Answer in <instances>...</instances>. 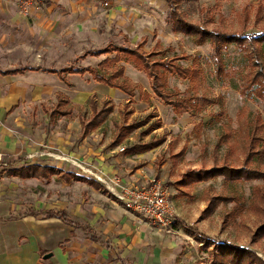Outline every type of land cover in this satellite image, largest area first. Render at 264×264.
Wrapping results in <instances>:
<instances>
[{"label":"rangeland","instance_id":"obj_1","mask_svg":"<svg viewBox=\"0 0 264 264\" xmlns=\"http://www.w3.org/2000/svg\"><path fill=\"white\" fill-rule=\"evenodd\" d=\"M24 1L31 2L28 13L22 10ZM104 1L19 0L16 13L30 26L29 35L23 38L30 48L28 52H21L17 45L9 46L14 49L11 54L14 66L17 67L18 62L42 71H61L65 68L81 71L87 67L95 68L109 57H92L89 53L104 50L110 45L134 48L143 44L142 49L149 54L159 44L161 49H172L168 52L170 58L186 57V60H180L179 63L193 66L199 71V78L195 80L169 75V91L183 97L198 94L213 99L222 96L225 100L226 118L220 122L212 120L213 115L219 111L217 104L209 106L199 115L176 113L171 106L164 104L153 94L148 77L143 71L123 63L126 77L139 86L133 97L97 83L89 74H65V81L53 74H32L31 100L37 101L36 105L30 104L34 119L38 118L41 109L40 113L47 120L49 130L51 125L48 113L56 104V93L63 91L75 108L70 117L60 119L63 123L58 126L67 127L68 122L74 121L76 126L73 127L77 128L70 129L76 134L69 140L72 144L66 143L67 146L79 150L81 146L91 145L93 149L106 152L121 146L126 151L113 155L124 156L127 151H139L143 145L165 137L162 144L143 156V161L153 164L154 167L164 161L163 167L155 173L154 178L161 180L170 194L177 226L166 234L181 239V242L178 240V260H183L184 264H211L205 246L210 250L219 242L252 250L264 260V235H257V230L264 224V215H257L250 209L255 186L264 183L250 181L236 184L235 189L244 201L245 210L233 222L226 220L232 204L220 205L211 215L206 212L208 198L227 189L222 177L194 185L188 184V175L191 172L210 170L225 161L228 147L223 146L220 150L215 148L224 126L236 132L240 126L239 119H242L241 113V116L246 115L250 119L258 112L264 116L263 102L248 99L241 94L247 74L251 71L247 56L252 48L247 43L243 48L232 45L226 49L223 52L226 74L219 78L212 59L211 43L198 45L190 35L176 31L169 24V8L165 0H107V7L103 6ZM178 2L181 14L188 22L210 30L246 35L264 31V0ZM259 5L263 7L262 18L260 22H256ZM245 9L249 11L250 18L244 28L240 16ZM8 14L11 15L9 12ZM6 18L8 17L0 16L2 20ZM8 32V29L0 27V36ZM256 48L264 51V45L258 44ZM92 95L99 103L111 100L114 110L106 123L84 140L81 133H78L80 128L77 121L87 108L86 99ZM126 113L131 114L124 119ZM134 123L141 127L116 145L121 130ZM157 123H161V127L154 128L150 134L145 135ZM199 125L204 126L198 136ZM239 148L235 150L234 161L237 165L241 162ZM183 149H186L185 154L178 158ZM174 157L177 158L174 160ZM128 163L124 160V164L131 166ZM187 228L191 231L186 230Z\"/></svg>","mask_w":264,"mask_h":264},{"label":"crops","instance_id":"obj_2","mask_svg":"<svg viewBox=\"0 0 264 264\" xmlns=\"http://www.w3.org/2000/svg\"><path fill=\"white\" fill-rule=\"evenodd\" d=\"M17 3L19 0H0V16L8 17L0 19V27L9 31L0 36V151L5 154L6 161L0 168V264H184L183 260H178L181 239L150 226L138 215L127 211L98 182L93 181L96 185L68 182L49 173L46 178L12 175L35 166L76 174L71 163L58 159L65 155L91 164L103 173L117 175L124 182L143 185L155 179V173L164 165V161L157 167L143 161V156L159 145L139 153L130 150L124 156L113 155L126 151L121 146L108 152L93 149L91 145L81 146L78 150L66 145L72 144L71 138L76 134L70 131L77 129L73 127L76 126L74 121L68 122L67 127L58 126L63 121L60 118L52 123L50 110L48 130L41 109L38 118L34 119L30 104L36 105L37 101L31 100L32 74H53L65 81V74L89 73L60 75L64 69L42 71L18 62L17 67L14 66L11 58L14 49L9 46L17 45L21 52H28L30 48L23 39L29 35L30 26L16 13ZM100 56L111 58L114 55ZM17 69L35 70L10 73ZM91 97L95 96L87 98L86 105ZM70 102L72 104L71 99ZM77 124L78 133L84 140L94 133L84 136L81 121ZM122 148L125 150L121 151ZM124 160L131 166L124 164ZM32 212L57 215L36 216ZM59 213H65L70 223L62 220Z\"/></svg>","mask_w":264,"mask_h":264},{"label":"trees","instance_id":"obj_3","mask_svg":"<svg viewBox=\"0 0 264 264\" xmlns=\"http://www.w3.org/2000/svg\"><path fill=\"white\" fill-rule=\"evenodd\" d=\"M165 1L169 8V24H171L176 31L190 35L198 45H203L207 42L211 43L213 47L212 59L216 68V75L219 78H222L226 74L223 52L232 45L243 48L248 43L252 48L247 56L251 63V71L247 74L245 86L241 94L248 99L258 100L264 103V51L256 48L258 44L264 45V31L258 34L252 33L246 35L245 33H226L210 30L201 25L188 22L181 14L178 0ZM262 9L263 7L259 5L256 13V22L261 21ZM240 17L245 28L250 18L249 11L245 9ZM142 47L143 44H138L134 48L129 46L110 45L103 51L91 53L92 56H100L103 54L114 55L102 61L97 67H87L80 72L73 68H68L59 73L60 75L63 73H89L97 82L104 83L110 88L121 90L129 97H133L138 86L133 84L129 78L125 76V67L121 65V63L124 62L146 73L153 93L162 100L164 104L171 106L176 113L180 115L190 114L191 116L199 115L209 106L217 104L219 111L213 115L212 120L214 122H220L226 118L225 100L222 96L213 99L206 95L200 96L198 94L192 97H183L169 91V75H174L182 79L191 78L195 80L199 78V71L197 68L193 66H183L179 63L180 60H186V57L174 56L170 58L168 52L172 51V49H161L159 44H157L155 49L149 54H147ZM25 70L35 69H17L10 73L18 74ZM146 97L148 98L147 95ZM56 99L57 103L51 109L49 115V119L52 123H56L60 118L71 116L74 111V107L67 95L59 92L56 95ZM87 105L83 115H80L82 133L84 136L101 128L114 110V105L111 100L99 103L95 97H91ZM130 114L131 113H126L124 119H127ZM241 114L240 118L242 119H239L240 126L238 131L235 132L229 127L224 126L223 134L215 147L216 150H220L223 146L228 147L223 164L210 170L193 171L188 175L189 185L208 182L220 177L224 179V185L227 188L226 191L208 198V208L206 212L211 215L220 205L227 206L232 204L233 206L226 214V220L232 222L239 218L245 210L244 201L239 192L235 189L236 184L250 181H262L264 183V116L262 113L258 112L250 119L246 115L245 117L241 116ZM160 124L161 123H157V125L151 128L145 135L150 134L152 130L159 127ZM203 126L204 125H199L198 127V136ZM116 127H118V123H116ZM140 127L141 125L136 123L126 125L121 130L120 136L115 144H121L123 140L128 138L131 133ZM165 139L164 137L159 141L150 142L148 145L140 147L139 151L132 149L130 152L139 153L154 148L162 144ZM237 148H239V158L241 159L239 165L234 161L235 150ZM185 152L186 149H183L178 155V158L183 156ZM176 158L177 157H174V160ZM161 164L162 163H160V165ZM46 173L57 175L60 179L68 182L75 180L96 185L95 182L88 178L71 174L64 170L40 166L18 171L12 173V175L22 178H46V176H49ZM250 209L257 215H264V185L255 186L251 198ZM32 214L36 216L57 215L50 212H32ZM58 216L65 222L70 223L65 213H59ZM186 230L191 231L189 228ZM259 234L264 235V224L257 230V235ZM198 240H201V238H198ZM205 250L208 252L211 264H264V260L252 250L233 246L228 242L215 243L210 250L205 246Z\"/></svg>","mask_w":264,"mask_h":264},{"label":"built area","instance_id":"obj_4","mask_svg":"<svg viewBox=\"0 0 264 264\" xmlns=\"http://www.w3.org/2000/svg\"><path fill=\"white\" fill-rule=\"evenodd\" d=\"M31 2L24 1L22 10L28 13ZM103 6H109L105 0ZM122 148L121 151H124ZM58 159L64 163H71L76 168V174L102 185L121 205L129 212L143 218L150 226L170 232L176 225V219L170 202L168 188L161 180L152 179L140 185L124 182L117 175H109L101 172L98 168L78 159H71L65 155ZM5 154L0 151V168L5 164Z\"/></svg>","mask_w":264,"mask_h":264}]
</instances>
